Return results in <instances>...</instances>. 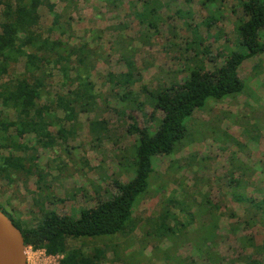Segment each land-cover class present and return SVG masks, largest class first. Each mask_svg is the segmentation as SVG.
I'll list each match as a JSON object with an SVG mask.
<instances>
[{
  "label": "rangeland",
  "instance_id": "rangeland-1",
  "mask_svg": "<svg viewBox=\"0 0 264 264\" xmlns=\"http://www.w3.org/2000/svg\"><path fill=\"white\" fill-rule=\"evenodd\" d=\"M52 1L70 18L65 31L48 29L52 17L43 7L38 31L71 44H90L94 51L87 65L97 104L70 120L60 112L72 133L65 142L50 149L13 150L36 159L24 162L10 180L0 175V209L22 225L32 218L40 221L42 207L77 217L115 195L113 182L133 176L128 167L139 141L133 125L152 130L163 118L153 93L182 81L188 68L216 70L241 44L236 24L244 17L245 0ZM147 5L154 27L136 16ZM16 68L22 71L23 60ZM238 78L237 95L194 112L175 151L154 158L148 189L132 208L126 232L89 241L106 249L105 264L264 262V218L246 199H235L242 195L255 204L264 198V53L246 59ZM51 83L54 91L63 89L56 70ZM94 130L99 135L91 134ZM21 142L35 145L32 136ZM211 214L215 227L205 240L207 226L199 237L195 232ZM162 222L169 234L152 235ZM115 244L122 254L118 261L110 252ZM27 252V264H58L60 258L31 247Z\"/></svg>",
  "mask_w": 264,
  "mask_h": 264
},
{
  "label": "trees",
  "instance_id": "trees-1",
  "mask_svg": "<svg viewBox=\"0 0 264 264\" xmlns=\"http://www.w3.org/2000/svg\"><path fill=\"white\" fill-rule=\"evenodd\" d=\"M41 7L47 9L52 17L48 29L65 31V22L70 18L62 14L52 0H0V150L7 151L4 155L0 152V175L7 176L9 180L13 172L19 173L24 169V162L35 159L33 156L23 158L15 155L13 150L16 153L24 148L34 150L37 145L50 149L65 142L72 133L64 123L67 120L59 116L60 112L70 120L77 112L93 111L97 104L87 65L94 50L86 42L71 44L40 33ZM242 8L244 17L237 19L236 24L240 49L233 51L223 66L213 71L188 68L182 81L172 86L173 90H170L172 87L162 88L153 93L154 105L162 110L163 118L152 130H141L133 125L139 138L134 163L128 167L133 176L124 183L113 182L117 189L115 195L84 209L77 217L60 215L43 207L40 221L32 218L22 225L10 216L21 230L27 248L42 249L49 256H60L58 264H105L109 255L106 249L97 244L88 245L89 241L112 238L126 232L132 208L148 189L154 158L168 156L175 151L177 143L188 133L187 124L194 112L205 110L211 101L218 102L237 95L241 90L239 67L246 59L264 53V0H245ZM151 9L147 5L136 14L139 23L147 21L154 27L150 20ZM21 60L23 69L18 71L16 65ZM55 70L63 85L59 91L52 89ZM45 94L49 96L43 100ZM99 133L91 131V134ZM26 136H32L35 145L22 143ZM15 140L17 143L12 142ZM241 196L235 199L238 202L246 199L253 204L257 215L264 218V209L261 211L259 208L264 204V198L254 204L252 198ZM207 203L210 204L209 200L205 205ZM213 216L210 215L209 223L200 225L196 236L199 237L200 230L207 226L205 240L212 238ZM169 231L170 227L162 222L148 234L160 233L163 236ZM118 247L115 244L110 250L114 260L121 259ZM250 264L264 262L252 260Z\"/></svg>",
  "mask_w": 264,
  "mask_h": 264
},
{
  "label": "water",
  "instance_id": "water-1",
  "mask_svg": "<svg viewBox=\"0 0 264 264\" xmlns=\"http://www.w3.org/2000/svg\"><path fill=\"white\" fill-rule=\"evenodd\" d=\"M0 264H27V246L23 234L1 209Z\"/></svg>",
  "mask_w": 264,
  "mask_h": 264
},
{
  "label": "crops",
  "instance_id": "crops-1",
  "mask_svg": "<svg viewBox=\"0 0 264 264\" xmlns=\"http://www.w3.org/2000/svg\"><path fill=\"white\" fill-rule=\"evenodd\" d=\"M29 252H27V262H28V257H29V254H28Z\"/></svg>",
  "mask_w": 264,
  "mask_h": 264
},
{
  "label": "bare ground",
  "instance_id": "bare-ground-1",
  "mask_svg": "<svg viewBox=\"0 0 264 264\" xmlns=\"http://www.w3.org/2000/svg\"><path fill=\"white\" fill-rule=\"evenodd\" d=\"M153 222V221H152Z\"/></svg>",
  "mask_w": 264,
  "mask_h": 264
}]
</instances>
